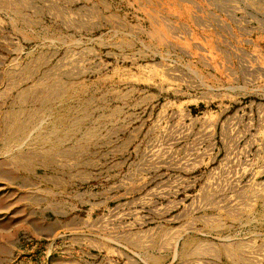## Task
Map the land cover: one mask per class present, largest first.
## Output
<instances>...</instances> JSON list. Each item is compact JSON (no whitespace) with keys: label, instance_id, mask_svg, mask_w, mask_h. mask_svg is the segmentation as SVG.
<instances>
[{"label":"rangeland","instance_id":"1","mask_svg":"<svg viewBox=\"0 0 264 264\" xmlns=\"http://www.w3.org/2000/svg\"><path fill=\"white\" fill-rule=\"evenodd\" d=\"M0 264H264V0H0Z\"/></svg>","mask_w":264,"mask_h":264}]
</instances>
